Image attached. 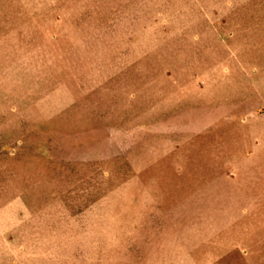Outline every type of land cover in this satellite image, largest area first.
Returning <instances> with one entry per match:
<instances>
[{
	"label": "rangeland",
	"instance_id": "374dc122",
	"mask_svg": "<svg viewBox=\"0 0 264 264\" xmlns=\"http://www.w3.org/2000/svg\"><path fill=\"white\" fill-rule=\"evenodd\" d=\"M0 264H264V0H0Z\"/></svg>",
	"mask_w": 264,
	"mask_h": 264
}]
</instances>
